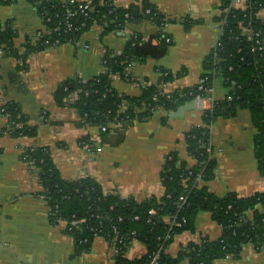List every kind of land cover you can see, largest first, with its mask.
I'll return each mask as SVG.
<instances>
[{
    "label": "crops",
    "instance_id": "crops-1",
    "mask_svg": "<svg viewBox=\"0 0 264 264\" xmlns=\"http://www.w3.org/2000/svg\"><path fill=\"white\" fill-rule=\"evenodd\" d=\"M147 1L171 23L159 27L144 20L106 35L100 25L94 24L74 43L27 52L25 67L14 57L0 54V264L116 263V252L103 237L95 238L91 249L78 255L73 239L65 231L67 223L52 225L48 204L39 196L43 187L37 172L22 160L25 151L48 148L64 179H90L102 187L105 195L130 197L138 203L164 196L162 169L170 154L177 153L190 167L196 163L187 153L186 135L203 124V111L226 100L231 90L218 74L214 75L206 97L184 118H170V113L160 108L143 121L110 124L106 133H102L100 125L83 124L75 108L61 106L56 100L64 82L89 81L98 76L104 70L105 52L120 54L134 35L141 38L135 50L145 59L132 63L128 69L137 83L113 78L112 86L118 94L138 98L143 87L156 86L164 95H172L204 82L202 78L210 73L205 61L222 34L220 25L214 22L219 14V1ZM39 5L29 0L7 5L0 0V23L10 22L16 27L15 46L20 54L26 53L28 44L34 46L37 33L46 29ZM116 6L133 7L134 16L143 7L142 0H118ZM186 19L196 24L186 29L183 23ZM258 19L264 23V8ZM160 32L171 37L173 44L160 48L157 39ZM166 72L172 75L170 81L166 80ZM7 104L20 106L26 125L37 130L36 136L14 138L7 133L10 125L3 114ZM227 112L224 110V117H218L210 125L216 167L213 178L200 185L219 198L229 195L249 198L264 192L256 152L258 131L250 110L239 109L226 116ZM194 229L174 237L167 250L171 257L189 244L201 245L205 239L217 241L222 236V227L208 211L198 213ZM146 253V245L135 240L128 245L125 256L138 260ZM180 264L191 263L186 258ZM209 264H264V247L257 250L248 246L237 258L216 259Z\"/></svg>",
    "mask_w": 264,
    "mask_h": 264
},
{
    "label": "trees",
    "instance_id": "trees-1",
    "mask_svg": "<svg viewBox=\"0 0 264 264\" xmlns=\"http://www.w3.org/2000/svg\"><path fill=\"white\" fill-rule=\"evenodd\" d=\"M1 1L8 5L17 0ZM29 1L40 4L38 10L47 29H53L63 20L61 12L65 3ZM100 1H93L94 10L89 12L88 18L78 15L73 20L75 27L85 22L84 28L66 34H46L34 46L28 44L25 54H20L15 46L18 31L14 24L0 23V49L18 60L23 67L27 52L35 53L58 48L67 42L74 43L81 33L89 31L94 24L100 25L102 34L106 35L125 30L129 23L144 20L159 27L171 23L147 0H142L143 7L137 16L133 15V7L123 9L110 0H104L105 4H100ZM218 1L219 14L214 22L220 25L222 34L218 45L205 61V68L210 73L202 78L203 90L196 86L182 93L161 95L156 86H145L138 98L118 94L112 86L114 76L137 83L126 73L132 63L145 59L135 50V45L141 41L138 35L128 39L125 50L120 54L105 52L102 60L104 70L98 76L89 81H67L58 89L56 100L59 105L75 108L83 124L100 126L143 121L149 119L157 109L171 113L188 101L205 98L212 86L214 70L231 88L228 96L232 97L231 101L226 98L216 102L212 110L203 111V124L192 128L186 135L187 153L196 161L193 166L190 167L177 153L166 158L162 169L165 194L160 199L152 198L138 203L130 197L105 195L102 187L90 179L66 180L54 166L48 148H35L22 154V160L37 172L43 187L39 196L48 204L52 225L67 223L65 231L73 239L76 254L88 252L97 235L110 244L114 238L122 240L115 264H149L157 251H160L158 264H180L186 258L191 264H209L216 259L237 258L248 246H254L257 250L264 247V192L249 198H238L236 195L219 198L204 185L195 184L200 173L202 182H208L214 176L216 161L214 158L209 160L206 147L210 139V125L218 117H224V110L228 111L226 116L239 109L251 111L258 131L256 152L259 171L264 178V23L258 19L259 11L264 8V0H246V8L234 6L237 0ZM81 5L84 2L74 3V6ZM127 14L129 18L125 17ZM48 18H51L49 23ZM183 23L186 29L196 24L191 19ZM244 29L250 30L251 35ZM256 34L259 36L256 37ZM157 39L160 48L173 44V39L164 32H160ZM165 76L167 81L172 78L167 72ZM74 92H78V98L71 100ZM3 114L10 117L11 136H36L37 130L26 125V117L20 106L7 104ZM200 211L210 212L212 219L222 227L221 238L217 241L205 239L201 245L189 244L176 257H171L167 250L174 237L185 231L193 232ZM80 221L73 226V222ZM173 221L176 223L172 226ZM135 240L146 245L147 253L138 260H129L125 253L128 245Z\"/></svg>",
    "mask_w": 264,
    "mask_h": 264
},
{
    "label": "built area",
    "instance_id": "built-area-1",
    "mask_svg": "<svg viewBox=\"0 0 264 264\" xmlns=\"http://www.w3.org/2000/svg\"><path fill=\"white\" fill-rule=\"evenodd\" d=\"M93 1L94 0H87V1L84 2V5H81V6H74V3L76 2L74 0H69V1H66V2H62V3H65L66 4L65 8L61 12L62 13V16H63V20L61 21V23L59 25L55 26L53 29H47L46 28L44 31H41V32L37 33V35L34 38L35 44L38 43V42H40L41 39L43 40L45 38V35L46 34L47 35L52 34V33H63V34H66V33L70 32V31H73V30L74 31H79L82 28H84L86 26V23L85 22H83L80 25V27H75L73 20L78 15H82L83 17L88 18L89 12H91V11L94 10ZM110 2H112L113 4L116 5V3L118 2V0H110ZM100 4H105V1L104 0H101L100 1ZM237 5H239V8H246V0H237L235 2L234 6H237ZM57 17H59V15H57ZM125 17L126 18H129L130 15L127 14ZM50 21H51V18H48L47 19V23H49ZM244 32H246L248 34L251 33V31L248 30V29H244ZM258 36L259 35L256 34V37H258ZM56 42H58V40ZM218 43H219V41H218ZM258 44H260V43H258ZM55 48H57V47L50 48V49H55ZM0 54H3V51L1 49H0ZM212 74L215 75V74H217V72L214 70ZM126 76L131 78L128 70H127ZM115 77H120V76L116 75L113 78H115ZM203 89L204 88H203L202 84H200L199 85V90H203ZM207 92H208V90H207ZM161 94L164 95L163 92H161ZM167 95H170V94H167ZM190 95H191V93H190ZM77 98H78V92H74L71 95V100H76ZM203 99L204 98H202V97H198V98H195L194 100H197V102L199 104V102L202 101ZM227 100L228 101H231L232 100V97L231 96H228L227 97ZM206 111H208V110H206ZM6 118H7V121L9 122V120H10L9 115H7ZM100 129H101L102 133H106L107 130H108L107 125L100 126ZM11 131H12V128H11V126H9L8 129H7V133H11ZM206 148H207V152L209 154V160L210 159H213L214 158V153H213V150H212L211 145H210V139H209V144H208V146ZM200 183H202V174L201 173L197 176L196 181H195V184L196 185H199ZM151 213L154 214V211H151ZM81 222L82 221H80V222H73V226H76L78 223H81ZM175 223L176 222L173 221L172 222V226L175 225ZM98 237H102V236L97 235L95 238H98ZM122 244H123L122 240H118L117 238H114V240H113V242L111 244L112 247H113V249L115 250L117 256L120 253V248L119 247ZM159 255H160V251H157L155 253V255L152 257V259H151V261H150L149 264H158Z\"/></svg>",
    "mask_w": 264,
    "mask_h": 264
},
{
    "label": "water",
    "instance_id": "water-1",
    "mask_svg": "<svg viewBox=\"0 0 264 264\" xmlns=\"http://www.w3.org/2000/svg\"><path fill=\"white\" fill-rule=\"evenodd\" d=\"M134 13L136 14V11ZM197 104V100H191L185 103L184 105L180 106L176 112H171L169 114V117L182 119L185 117L187 112L194 110Z\"/></svg>",
    "mask_w": 264,
    "mask_h": 264
}]
</instances>
